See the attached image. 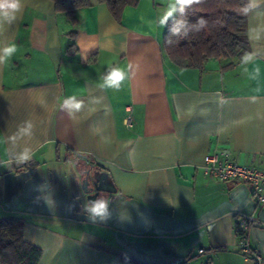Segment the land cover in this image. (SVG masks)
<instances>
[{"label": "crops", "instance_id": "crops-1", "mask_svg": "<svg viewBox=\"0 0 264 264\" xmlns=\"http://www.w3.org/2000/svg\"><path fill=\"white\" fill-rule=\"evenodd\" d=\"M176 1L137 0L116 19L89 0L74 21L51 0L0 8V217L21 218L37 264H264V203L202 170L220 149L264 170V0H250L247 49L201 68L164 52ZM90 162L114 191L87 198Z\"/></svg>", "mask_w": 264, "mask_h": 264}, {"label": "trees", "instance_id": "trees-1", "mask_svg": "<svg viewBox=\"0 0 264 264\" xmlns=\"http://www.w3.org/2000/svg\"><path fill=\"white\" fill-rule=\"evenodd\" d=\"M58 12L74 21V12L89 0H51ZM119 19L126 6L137 0H98ZM250 0H178L176 15L165 23L163 49L173 63L201 68L210 58L231 57L248 47L246 14ZM42 250L22 235L21 218L9 213L0 217V264H37Z\"/></svg>", "mask_w": 264, "mask_h": 264}, {"label": "built area", "instance_id": "built-area-1", "mask_svg": "<svg viewBox=\"0 0 264 264\" xmlns=\"http://www.w3.org/2000/svg\"><path fill=\"white\" fill-rule=\"evenodd\" d=\"M124 121L126 125H129L130 116H127ZM202 170L206 176L223 181L234 180L244 183L255 202L257 204L264 203V170L253 165H241L234 162L228 149H220L207 154L204 157ZM250 221V217L243 216L236 223L238 249L247 258L254 257L247 235V227ZM202 251L203 249H199V252Z\"/></svg>", "mask_w": 264, "mask_h": 264}, {"label": "clouds", "instance_id": "clouds-1", "mask_svg": "<svg viewBox=\"0 0 264 264\" xmlns=\"http://www.w3.org/2000/svg\"><path fill=\"white\" fill-rule=\"evenodd\" d=\"M184 4H191L194 2V0H181ZM4 7H14L13 4L8 3V0H0V8ZM167 15H171V12H169ZM167 19V16L163 20H161V23H164V21ZM14 51V48H7L4 50L6 55H10ZM125 78V73L119 69H113L109 76L106 78V84L113 87H119V84L122 80ZM72 107L79 108V104H74ZM91 213L94 216H103L107 210V202L104 200H97L95 201L89 208Z\"/></svg>", "mask_w": 264, "mask_h": 264}, {"label": "water", "instance_id": "water-1", "mask_svg": "<svg viewBox=\"0 0 264 264\" xmlns=\"http://www.w3.org/2000/svg\"><path fill=\"white\" fill-rule=\"evenodd\" d=\"M93 166V162H90L89 168L84 170L85 176L81 182L82 190L87 194L88 199L99 194L105 196L107 193L114 191L105 182V174H102Z\"/></svg>", "mask_w": 264, "mask_h": 264}, {"label": "rangeland", "instance_id": "rangeland-1", "mask_svg": "<svg viewBox=\"0 0 264 264\" xmlns=\"http://www.w3.org/2000/svg\"><path fill=\"white\" fill-rule=\"evenodd\" d=\"M175 1H176V0H175ZM177 5H178V1H176V7H177ZM176 12H177V8H176V11H175L174 16L176 15Z\"/></svg>", "mask_w": 264, "mask_h": 264}]
</instances>
